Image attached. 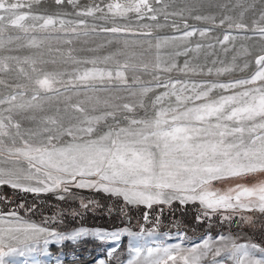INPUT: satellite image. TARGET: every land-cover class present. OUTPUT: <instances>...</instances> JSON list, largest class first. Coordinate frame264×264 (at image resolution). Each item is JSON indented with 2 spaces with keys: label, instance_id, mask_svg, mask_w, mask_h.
I'll use <instances>...</instances> for the list:
<instances>
[{
  "label": "snow or ice",
  "instance_id": "6c2138e0",
  "mask_svg": "<svg viewBox=\"0 0 264 264\" xmlns=\"http://www.w3.org/2000/svg\"><path fill=\"white\" fill-rule=\"evenodd\" d=\"M55 3L61 5L64 0H55ZM67 4L73 8L78 7L77 0H67ZM161 4L162 7H154ZM27 6L31 7L30 4ZM23 7L25 5L20 0H0V36L5 25L19 28L23 32L29 31L22 23L29 15L18 11ZM167 7L163 0H100L74 14L110 21L111 27L100 28L103 32L136 34L137 29L131 26L133 21H156L160 14L164 15L165 20L170 15H182L168 13ZM96 13L99 15H95ZM193 18L200 21L211 19L213 24L216 23L214 17L197 15ZM31 19L43 20L39 26L41 29H48L57 23L51 16L32 15ZM231 21V17L225 16L219 24L227 22L229 29L248 28L242 22ZM260 21H264V11L260 14ZM58 23L60 27H53V31L75 33L76 27L65 28V25L79 24L87 27L85 20L60 19ZM155 26L161 27L159 24ZM152 27V24L140 23L138 28L141 31L138 34L150 36ZM184 28L185 31L180 36L165 37L163 44H167L169 40L187 41L197 32L204 37L210 31L194 27L188 30L187 22ZM92 29L95 30L96 25H92ZM252 31L264 39V26H260L258 21L253 22ZM235 39V35L226 33L218 43L223 45ZM31 43L36 44L34 38ZM162 46L158 40L157 50ZM200 47L201 45H196L197 49ZM192 50L185 48L184 52ZM180 54L179 51L176 53ZM156 59L153 66L156 73L177 69L185 74H198L197 68L190 66L187 60L183 68H178L174 61L161 62L159 54ZM90 63L95 64L96 61ZM255 65L256 70L249 78L229 82H162L160 76L155 75L156 87L165 90L156 94L152 100L154 114L151 117L125 116L127 126L109 127L106 132L97 134V125L102 121L106 122L108 118L116 121V113L84 115L78 125L59 130V135L54 134L56 129L44 128L43 131L48 135L39 143H32L21 135L20 124L13 120L11 113L14 110L37 107L33 101L41 98V91H56L54 85L63 83L57 80L55 74L45 73L43 78L35 80L36 87L30 99L17 103V96H23V92L0 98V105H7L0 108V186L7 185L36 195L55 193L58 199H64L63 194L69 193L72 188L95 190L121 197L125 204L145 205L148 208L153 204L167 205L173 201H179L182 205L198 202L205 217L210 218L222 212L224 220H231V212L239 213L242 220L250 222L251 217L244 216V212L258 211L264 214V181L251 187L237 185L224 193L214 190L211 185L213 181L226 178L264 173V54L256 57ZM142 67L146 70L149 66L145 64ZM244 67L247 68L248 64ZM128 68L127 63L119 65L115 78L126 83L124 70ZM230 71L231 67H222L215 69V74L219 76ZM207 72L211 75L213 69L209 68ZM105 77L112 79L113 71L94 67L75 75L68 84L77 86L76 82H79V85L88 88L91 87L88 81H103ZM152 90L144 87L141 94L147 95ZM218 90L220 94L213 95ZM139 106L143 107V101ZM75 107L77 111L84 112L78 105ZM122 107L128 113L134 112L133 105L125 103ZM48 122L53 125L57 123L55 119L47 120L46 123ZM10 129H16V132L13 134ZM64 135L70 139L61 142ZM16 137L20 138L19 145ZM6 139L11 143H6ZM81 206L87 208L88 204L81 201ZM144 218L148 219L147 214ZM197 219L199 221L200 217ZM86 235L88 232L85 229L73 231L67 236L60 235L10 212L7 216H0V264H7L5 257L17 251L15 244H28L41 236L45 237L44 243L47 244V237H54L57 241H75ZM95 235L103 237L107 234L97 232ZM112 236L118 239L119 233H112ZM220 239L223 241L225 238ZM203 248L204 255L211 250L208 241L204 242ZM257 250L264 257V247L258 249L255 243H233L229 258L233 264H264V258L257 259L253 255ZM135 251L139 257L140 249ZM173 251L171 248H150L144 264H168V261L176 264L177 257ZM181 251L184 250L177 245L175 252L179 254ZM187 251L193 255L191 260L188 256H180L183 264H200L203 256L196 255L195 248ZM220 254V249L217 248L215 255ZM129 264H137V261L131 260Z\"/></svg>",
  "mask_w": 264,
  "mask_h": 264
},
{
  "label": "rangeland",
  "instance_id": "374dc122",
  "mask_svg": "<svg viewBox=\"0 0 264 264\" xmlns=\"http://www.w3.org/2000/svg\"><path fill=\"white\" fill-rule=\"evenodd\" d=\"M13 2H16V0H13ZM20 2L25 7L18 9V11L29 15V18L22 22L25 27L29 28V31L23 32L19 28H14L10 25L4 26V32L0 36V98L23 92V96H17L16 102L22 103L30 99L33 89L36 87L35 80L43 78L45 73L55 74L58 81H63V83L58 82L54 85L56 91H41V98L33 101L37 107L22 111L14 110L11 113L13 120L20 124L21 135L32 143H39L43 137L48 135V133L43 131L44 128L56 129L57 131L54 134L59 135V130L78 125L84 115L97 116L105 112L116 113V121L119 123L117 124L112 118H108L106 122L102 121L97 125V134L106 132L109 127L127 126V122L124 120L125 116L151 117L154 114L152 100L158 92L152 88L153 90L147 95H142L141 89L150 87L152 82V84H157L154 79L155 75H159L162 82H167L168 80L227 82L235 77L246 76L250 71L256 69L255 63L249 62L251 58H242L241 62L233 61L237 58H232L229 55V52L233 51L230 50V46L236 44L232 40L225 42L223 45L218 43L219 40H222L223 32L235 29H229L227 22L224 25L219 24V21L225 16L231 17V22L233 23L242 22L248 26L247 29L253 28L254 17L247 14L250 0H163V3L168 5L166 9L168 13L176 12L182 13V15H170L165 20L164 15L160 14L156 21H133L131 26L137 29L136 34L103 32L100 31V28L111 27L110 21L106 22L93 17L76 16L74 14L77 10L99 3L100 0H77V8L67 4V0H64L61 5H57L55 0H20ZM29 4L31 7L27 6ZM162 6L163 4L154 5V7ZM238 9L243 11V15ZM32 15L51 16L57 20V23L54 26H49L48 29H41L39 26L43 23V20H32ZM95 15L98 16L99 13ZM197 15L214 17L216 23L213 24L211 19L206 21L194 19L193 17ZM60 19L85 20L87 27L79 24L65 25V28L76 27L77 32L53 31V27H60L58 23ZM121 22L123 23L124 21ZM185 22L189 25L188 30L194 27L198 30L210 29V31L204 37H201L199 32H197L187 41L169 40L167 44H163L165 37L182 35L183 31H185ZM140 23L153 25L150 36L138 34L141 31L138 28ZM157 24L161 25V27L157 28L155 26ZM34 25L35 29L33 30ZM92 25H96L95 30L92 29ZM33 38L36 41L35 45L31 43ZM158 40L163 45L159 50L156 48ZM197 44L201 45L198 49L196 48ZM185 48L193 50L185 53ZM225 49L228 50L225 51ZM178 51L181 53L180 55H176ZM218 51L221 54L222 51L227 53L228 58H216ZM158 54L161 57V62L172 63L174 61L178 68H183L187 60L190 66L197 68L198 74H185L177 69L171 72L156 73L153 71V66L157 62ZM106 57L109 59L106 60ZM93 60L96 61L95 64L90 63ZM125 63L129 65V68L124 70L127 82L123 83L115 78V71L119 65ZM145 64L149 66L146 70L142 67ZM245 64H248L247 68L244 67ZM94 67L113 71V78L105 77L103 81H88V84L91 85L88 88L79 85V82H76L77 86L68 84V81L73 80L75 75ZM222 67H231L232 71L225 72L219 76L216 75L215 69ZM209 68L213 69V74L211 75L207 72ZM141 101H143V107L139 106ZM125 103L134 106L133 113H128L123 109L122 106ZM77 105L84 109L83 113L76 110L75 106ZM3 107H7V105H0V108ZM5 115H9V113H5ZM50 119H55L57 123L55 125L50 122L46 123ZM10 131L14 134L16 129H10ZM69 139L70 137L64 135L61 137V142ZM16 142L17 145L20 144L19 137H16ZM6 143L10 144L11 141L6 139ZM8 166L10 165H5V167ZM238 178L213 181L211 187L220 193L227 192L230 188H235L237 185L251 187L264 181V173L242 179ZM3 186L8 187L12 191L18 190L7 185ZM3 186H0V189ZM81 191L82 189L72 188L69 193L63 194L64 199L56 198L55 193L40 194L42 196L51 195V201H54V205L58 207L53 211L43 209L44 213L38 210L34 215L35 208L30 210L25 207L24 211L16 212L12 204L8 203L12 201V197L1 189L0 216H7L8 213L15 212L19 218L27 222L65 236L80 229H85L88 232V235L75 241L68 239L57 241L54 237H47L49 242L45 244V237L41 236L38 240L28 244H15L14 247L17 248V251L5 257L7 264H81L78 262L80 255L83 256V259L87 258L89 257L88 252L80 251L77 253L69 252L67 254L52 255L50 248L60 247L63 244L76 245L83 240L98 242L101 246L98 250H95L92 261L88 264H101V262L108 264L105 259L112 264H129V261L134 259L137 264H144L147 250L150 248L173 249V254L177 257L176 264H183V261L179 259L180 256H188L189 260H191L193 254L187 250L193 248L197 250L196 255L203 256L200 264H233V261L229 258V250L232 244L252 243L247 240V235L243 231H218L214 226L209 225L211 227L210 231L197 236L194 229L186 231L185 229L177 228L169 231L163 227L162 223H152L148 219L145 220V218L142 221V218L136 217L131 219V222L125 214H123L124 217L120 221L122 225L116 229L107 230L100 227L91 228L78 225L65 231H57L56 225L59 223L60 216L63 218L65 214L64 209L61 207L62 203L74 204L73 210H69V215L72 213L77 215L79 221H81L80 211H85L87 208L97 209L100 207L98 200L81 195ZM84 191L98 192L95 190ZM85 198L88 200L86 201ZM115 198L122 200L125 204L122 198ZM43 200L35 199L33 203L40 207ZM81 201L88 204V207H82ZM47 202L45 201L46 204ZM191 203L193 202H189V204ZM194 203L199 204L198 202ZM114 206L116 205L114 204ZM128 206L135 207L140 205L132 204ZM39 212H41L40 215ZM251 212L259 213L258 211ZM229 214L233 213L229 212ZM237 214L240 215L239 213ZM216 215L218 218H222V212ZM235 220L239 222L241 217L237 216ZM195 228L197 229L196 226ZM97 232L107 235L98 237L95 235ZM112 233H119V238H114ZM221 237L225 239L221 241ZM205 241L209 242L211 249L207 251L206 255H204L205 249L203 248ZM177 245L184 251L177 254L175 252ZM137 248L140 249L139 257L136 256L135 250ZM217 248L220 249V256L215 255ZM259 248L261 247L258 246ZM253 255L257 259L264 258L259 254L258 250ZM66 260L70 261V263H65ZM168 264H173V261H168Z\"/></svg>",
  "mask_w": 264,
  "mask_h": 264
},
{
  "label": "trees",
  "instance_id": "16d2710c",
  "mask_svg": "<svg viewBox=\"0 0 264 264\" xmlns=\"http://www.w3.org/2000/svg\"><path fill=\"white\" fill-rule=\"evenodd\" d=\"M249 176L252 175L239 177L238 179ZM1 189L3 192L8 193L12 197V201H9L8 203L12 204V207L16 212L24 211L25 207L30 210L35 208L36 210L33 212L35 215L38 210H41V212L44 213L43 209L53 211L58 207L54 205V201H51V195L42 196L28 194L18 190L12 191L6 186H3ZM81 195L98 200L100 207L97 209L87 208L85 211H80L81 221H79V217L77 215H73V213L69 215V210H73L74 204L62 203L61 207L64 209L65 214L63 215V218L60 216L59 223L56 225L57 231H65L77 227L78 225L91 228L100 227L107 230L116 229L122 225L120 221L124 217L123 214H125L130 221L136 217L139 219L142 218L143 221L145 214H147L149 222L162 223L163 227L169 231L177 228L185 229L186 231L194 229L196 235L198 236L210 231L211 227L209 225H212L218 231H243L247 235L248 241L257 244L260 247H264V214L261 213L244 212L243 215L250 216L251 221L247 222L241 219V221L238 222L235 220L237 216H240L238 214H231L233 216L231 220L218 218L216 214L212 215L210 218L205 217L202 215L203 209L197 203H187L182 205L177 201H173L169 205L155 204L152 205L151 208L144 206L131 207L124 204L122 200L106 195L102 192H88L82 190ZM35 199L45 200L42 201V206L38 207L37 204L33 203ZM85 199L86 201L88 200L87 198ZM45 201H48L47 204ZM114 204L116 206H114ZM41 212H39V215ZM197 217H200L199 221ZM100 247V243L98 242L83 240L76 245L63 244L60 247H51L50 251L52 252V255L86 251L89 253V257L83 259V256L80 255L81 257L78 259V262L81 264H88L92 261L95 250H98ZM105 261L108 264H112L107 259H105ZM65 263H70V261L66 260Z\"/></svg>",
  "mask_w": 264,
  "mask_h": 264
},
{
  "label": "crops",
  "instance_id": "0c3cea01",
  "mask_svg": "<svg viewBox=\"0 0 264 264\" xmlns=\"http://www.w3.org/2000/svg\"><path fill=\"white\" fill-rule=\"evenodd\" d=\"M249 4H250V7L247 8V14L252 15L254 17L253 20L258 21L260 26H264V21H260V14L262 11H264V0H250ZM238 11L241 14L243 13L241 9H238ZM223 33L224 34L231 33L232 35L236 36V39L232 40L236 44H233L230 46V50H233V51L229 50L230 57L237 58L233 60L234 62H239V61L241 62L242 58H251L249 62L255 63L256 57L263 54L264 39H261L259 35L254 34L252 31V28L247 29V30L233 29L232 31L228 30ZM224 34L222 35L224 36ZM223 36L221 37L222 40H223ZM249 42L250 44L248 45ZM222 54L220 53V51H218L216 53V58H220V57L228 58L227 53L222 51ZM255 70L250 71L246 76L235 77L234 79H231L230 81L249 78L254 73ZM152 83L150 84V87L155 89L158 93L163 92L165 90L162 87H156L157 84H152ZM218 94H220L219 90L213 93V95H218ZM256 174H259V173H256ZM256 174H251V175H256ZM140 206H144V205H140ZM144 207H147V206H144Z\"/></svg>",
  "mask_w": 264,
  "mask_h": 264
}]
</instances>
